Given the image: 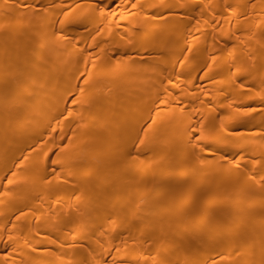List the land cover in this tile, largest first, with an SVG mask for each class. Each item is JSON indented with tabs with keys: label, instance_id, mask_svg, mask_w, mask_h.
I'll list each match as a JSON object with an SVG mask.
<instances>
[{
	"label": "bare ground",
	"instance_id": "bare-ground-1",
	"mask_svg": "<svg viewBox=\"0 0 264 264\" xmlns=\"http://www.w3.org/2000/svg\"><path fill=\"white\" fill-rule=\"evenodd\" d=\"M0 264H264V0H0Z\"/></svg>",
	"mask_w": 264,
	"mask_h": 264
}]
</instances>
